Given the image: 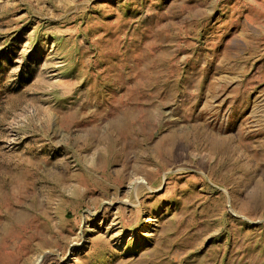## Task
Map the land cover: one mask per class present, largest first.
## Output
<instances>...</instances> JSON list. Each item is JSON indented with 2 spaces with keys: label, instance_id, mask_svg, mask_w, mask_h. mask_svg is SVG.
<instances>
[{
  "label": "rangeland",
  "instance_id": "rangeland-1",
  "mask_svg": "<svg viewBox=\"0 0 264 264\" xmlns=\"http://www.w3.org/2000/svg\"><path fill=\"white\" fill-rule=\"evenodd\" d=\"M0 264H264V0H0Z\"/></svg>",
  "mask_w": 264,
  "mask_h": 264
}]
</instances>
